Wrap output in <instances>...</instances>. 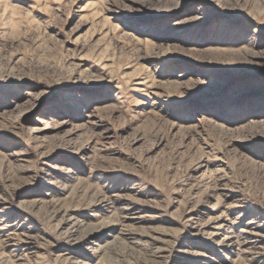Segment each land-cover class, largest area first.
Segmentation results:
<instances>
[{
	"label": "rangeland",
	"instance_id": "1",
	"mask_svg": "<svg viewBox=\"0 0 264 264\" xmlns=\"http://www.w3.org/2000/svg\"><path fill=\"white\" fill-rule=\"evenodd\" d=\"M212 217L178 249L264 264V0H0V264H188Z\"/></svg>",
	"mask_w": 264,
	"mask_h": 264
},
{
	"label": "bare ground",
	"instance_id": "2",
	"mask_svg": "<svg viewBox=\"0 0 264 264\" xmlns=\"http://www.w3.org/2000/svg\"><path fill=\"white\" fill-rule=\"evenodd\" d=\"M33 129H32V131H33ZM9 227H11V226H9ZM187 227L189 228L186 230L187 234L184 235L182 238H180V240H177L175 242L174 245H176L177 249H174L173 254H174L175 259L185 260V261L190 260V262H188V264L189 263L190 264H204V261H205V256L197 250H193V249H189V248L178 249V248L183 247V245H185L184 241L188 237H194L198 233L203 234V233H205V231L210 230L208 238L210 239V241L213 244H215L217 246V248H220V249L223 248L224 249L226 247H230V245L232 244V236L224 235L222 237H219L221 235V232L226 227V224H223L222 222H220L219 218L212 217V218H208L207 220H205L203 222L193 221L192 224L187 225ZM103 229L104 228H100L96 232H91V233L87 234V236L83 239V241H81L82 243H80L78 245H82V244H86V243H88V244L93 243V241H91V239L97 237L98 234H103V232H104ZM31 236H33V235H31ZM23 242L28 246H31L34 243L31 238H29L28 241H23ZM69 245L74 247L73 243H69ZM67 252H68V250H67ZM65 254H61V255H65ZM73 264H87V263L81 259H77L76 261L73 262Z\"/></svg>",
	"mask_w": 264,
	"mask_h": 264
}]
</instances>
